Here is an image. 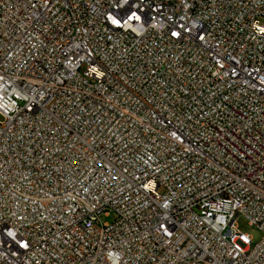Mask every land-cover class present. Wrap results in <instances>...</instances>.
Returning a JSON list of instances; mask_svg holds the SVG:
<instances>
[{
    "label": "built area",
    "instance_id": "built-area-1",
    "mask_svg": "<svg viewBox=\"0 0 264 264\" xmlns=\"http://www.w3.org/2000/svg\"><path fill=\"white\" fill-rule=\"evenodd\" d=\"M0 264H264V0H0Z\"/></svg>",
    "mask_w": 264,
    "mask_h": 264
},
{
    "label": "rangeland",
    "instance_id": "rangeland-1",
    "mask_svg": "<svg viewBox=\"0 0 264 264\" xmlns=\"http://www.w3.org/2000/svg\"><path fill=\"white\" fill-rule=\"evenodd\" d=\"M103 219V222L104 223H112L113 222V216L112 217H109V218H102ZM237 225H238V228L239 230L249 236L253 242V245H256L258 244L261 239H262V233L259 229H257L256 227H252L250 226L249 224V221L243 217V216H240L237 218Z\"/></svg>",
    "mask_w": 264,
    "mask_h": 264
}]
</instances>
